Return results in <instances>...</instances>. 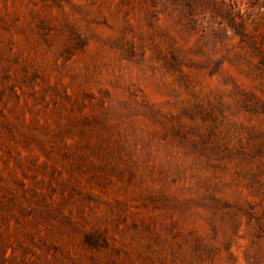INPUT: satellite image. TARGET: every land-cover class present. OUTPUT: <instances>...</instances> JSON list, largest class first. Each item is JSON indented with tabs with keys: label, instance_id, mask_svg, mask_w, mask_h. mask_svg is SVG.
Here are the masks:
<instances>
[{
	"label": "rangeland",
	"instance_id": "rangeland-1",
	"mask_svg": "<svg viewBox=\"0 0 264 264\" xmlns=\"http://www.w3.org/2000/svg\"><path fill=\"white\" fill-rule=\"evenodd\" d=\"M0 264H264V0H0Z\"/></svg>",
	"mask_w": 264,
	"mask_h": 264
}]
</instances>
